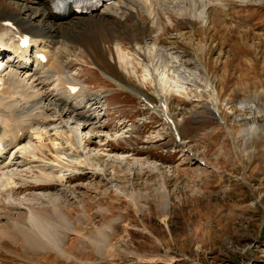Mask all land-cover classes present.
Returning <instances> with one entry per match:
<instances>
[{"label":"rangeland","instance_id":"1","mask_svg":"<svg viewBox=\"0 0 264 264\" xmlns=\"http://www.w3.org/2000/svg\"><path fill=\"white\" fill-rule=\"evenodd\" d=\"M24 1L38 7L35 0ZM223 1L227 8L212 7L207 21L192 13L172 15L161 33L145 16L86 33L72 28L79 36L56 33L76 45L77 57L68 61L61 54L62 61L73 64L70 72L86 94H101L107 109L90 146L105 144V152L128 155L129 162L116 160L115 168L101 154L106 173L85 170L89 174L72 175L50 189L28 191L23 183L18 193L5 191L0 203L13 208H0V264H264V0ZM22 5L0 0V36L6 21L1 14L23 15ZM30 13L38 23L39 14ZM156 40L203 76L188 84L185 98L174 92L166 97L142 80L138 62L144 58L137 49ZM118 44L135 56L133 68L119 59ZM152 65L157 72L161 63ZM4 95L13 97L7 86ZM159 99L167 103L171 124L152 109ZM240 103L255 107L242 109ZM141 116L151 122L140 124ZM115 126L114 135L123 140L108 136ZM54 154L49 144L46 161H54ZM29 207L61 218L49 230L52 236L40 235L38 243H28L29 233L15 242L3 234L5 239L4 213L13 223Z\"/></svg>","mask_w":264,"mask_h":264},{"label":"bare ground","instance_id":"2","mask_svg":"<svg viewBox=\"0 0 264 264\" xmlns=\"http://www.w3.org/2000/svg\"><path fill=\"white\" fill-rule=\"evenodd\" d=\"M22 1L23 15L4 10L1 14L6 20L5 22L1 20L6 37L0 36V200L7 190L10 193L20 192L23 183L26 184L28 191H40L50 189L49 187H54L52 186L54 184H65L67 178L72 175L89 174L81 173L85 170L106 173L99 162L101 154H104L103 156H106L115 168L116 160L129 162L128 155L119 156L105 152L103 147L105 144L101 145L102 147L90 146L92 135L98 131L96 126L103 120L102 111L107 109H103L101 94L98 95L96 92L86 94L85 84L70 72L73 64L62 61L61 54H68V61L77 57L76 45L65 42L64 37L56 33L60 34V31L67 33L68 30L74 32L71 29L77 26L83 28L81 33H86L106 23L120 24L128 17L140 19L144 16L146 21L148 20L153 27L158 28L157 32L161 33L168 22L170 24L171 20L174 21L172 19L174 14L183 18L185 14L192 13L193 18L207 21L212 7L216 9L218 5L227 8L223 0H113L90 14L79 13L73 8L68 9L65 14H56L54 7L58 0H35L38 7L34 8ZM29 12L31 15L39 14L38 23L34 21V16L28 15ZM51 18L55 21L57 31L49 26ZM67 22L68 24H61ZM81 33L74 32L77 36ZM26 35H29V44L21 45ZM122 48L121 44L117 45L119 59L124 64L134 67L135 56L130 57L131 55ZM137 50L136 53L143 54L144 58L138 62L143 69L142 80L156 87L157 93L167 97L174 92L177 96L185 98L189 83L196 85L203 81L199 70H188L180 57L167 54L168 51L159 46L158 40L152 46H139ZM40 54H43L44 59L39 58ZM158 61L161 66L155 72L152 64ZM107 77L124 89L134 90L109 75ZM5 79L7 84L4 83ZM5 86L13 97H5ZM206 88L216 94L210 83ZM89 96L91 99H88ZM92 96L97 97L92 100L94 98ZM212 100L218 106L216 95ZM159 101L160 105L152 109L171 124L167 103L162 99ZM240 106L242 109L255 107L254 105L250 107L249 103H240ZM114 128L108 132V136L110 138L114 136L112 139L117 141L123 140L121 136L116 138L114 133L119 130L117 126ZM176 137H180L178 131ZM62 142H65L66 146ZM49 144L55 153V156L53 155L55 160L51 163L47 162L45 157L46 151H49ZM35 170L39 174H34ZM35 199L43 200L38 196ZM0 208L13 206L5 207L1 204ZM5 212L9 211L5 209ZM4 214L8 222L5 226L7 229L3 230L2 235L7 234L9 240L14 242L18 241L19 235L24 238L26 233H29L28 243L30 240L31 243L41 242V238L38 237L40 235L48 240V236L50 234L52 236L53 233L49 230L54 231L56 225L61 223V218L55 213L49 214L43 209L37 210L33 207H29L24 216L21 213L15 214L18 217L13 223L11 222L13 216L10 217L9 213Z\"/></svg>","mask_w":264,"mask_h":264}]
</instances>
